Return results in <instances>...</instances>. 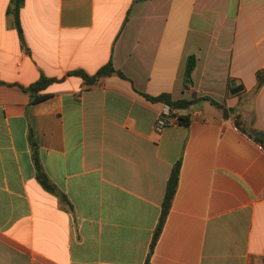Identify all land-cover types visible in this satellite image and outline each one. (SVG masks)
Masks as SVG:
<instances>
[{
    "label": "crops",
    "instance_id": "1",
    "mask_svg": "<svg viewBox=\"0 0 264 264\" xmlns=\"http://www.w3.org/2000/svg\"><path fill=\"white\" fill-rule=\"evenodd\" d=\"M12 1L0 0V264H264V0H25L18 19ZM110 62L125 78L86 81ZM43 76L52 96L32 103ZM163 94L193 102L188 126L156 130L166 103L147 96ZM30 135L58 193L37 179Z\"/></svg>",
    "mask_w": 264,
    "mask_h": 264
},
{
    "label": "trees",
    "instance_id": "2",
    "mask_svg": "<svg viewBox=\"0 0 264 264\" xmlns=\"http://www.w3.org/2000/svg\"><path fill=\"white\" fill-rule=\"evenodd\" d=\"M25 0H13L12 1V9L11 12L15 15V17L18 19L19 16V11L21 7L23 6ZM196 57L194 55L189 56L188 61H187V66H186V72H185V87L188 89L192 84H193V71L196 66ZM117 74L122 78H125L124 74L120 71H117L112 62L101 68L95 76L89 77L87 75H84V78L88 83H94L96 80H98L101 77L104 76H111ZM257 80H258V86L257 89H260V87L264 83V71H259L257 74ZM55 82L54 79H50L47 77H41L36 83L31 85L27 90L31 94V100L32 103H40L42 101H45L46 99H49L52 95L51 94H40L42 91L46 90L51 84ZM151 101L154 102H164L171 106L174 109H184L187 108L190 104H192V101H187V100H173L169 94H163L158 97H148ZM214 104H216L213 101ZM218 105V104H216ZM179 124L188 126L189 125V119L188 117L185 116H180L179 117ZM30 144H31V149H32V157L33 161L36 167V172H37V179L39 182L50 192L58 193L57 188L55 185L50 181L48 175L45 173L43 166L41 164V160L39 157V149L36 141L34 140L33 136L30 135ZM179 175H180V162L176 164L174 167L173 173L171 175V178L167 184V189H166V195L163 203V209L161 213V217L159 220V224L155 233V236L153 238L152 242V248H154L162 230L165 225V222L167 220L168 214L170 212V209L172 207L173 199L175 197L177 187H178V182H179Z\"/></svg>",
    "mask_w": 264,
    "mask_h": 264
},
{
    "label": "built area",
    "instance_id": "3",
    "mask_svg": "<svg viewBox=\"0 0 264 264\" xmlns=\"http://www.w3.org/2000/svg\"><path fill=\"white\" fill-rule=\"evenodd\" d=\"M180 109H174L168 104H165L163 109L159 112L156 130L161 132L165 127L179 124Z\"/></svg>",
    "mask_w": 264,
    "mask_h": 264
},
{
    "label": "water",
    "instance_id": "4",
    "mask_svg": "<svg viewBox=\"0 0 264 264\" xmlns=\"http://www.w3.org/2000/svg\"><path fill=\"white\" fill-rule=\"evenodd\" d=\"M239 91V89L238 88H236L234 91H233V93H236V92H238Z\"/></svg>",
    "mask_w": 264,
    "mask_h": 264
}]
</instances>
